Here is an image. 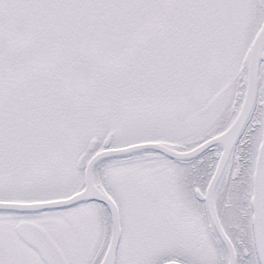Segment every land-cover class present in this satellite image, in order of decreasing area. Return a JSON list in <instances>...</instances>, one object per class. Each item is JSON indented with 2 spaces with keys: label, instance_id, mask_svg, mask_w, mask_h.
<instances>
[{
  "label": "snow or ice",
  "instance_id": "1",
  "mask_svg": "<svg viewBox=\"0 0 264 264\" xmlns=\"http://www.w3.org/2000/svg\"><path fill=\"white\" fill-rule=\"evenodd\" d=\"M0 264H264V0H0Z\"/></svg>",
  "mask_w": 264,
  "mask_h": 264
}]
</instances>
